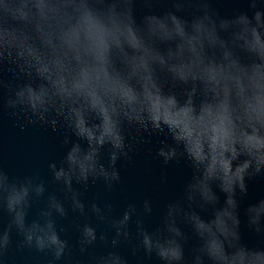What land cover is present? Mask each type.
I'll return each instance as SVG.
<instances>
[{
  "label": "clouds",
  "instance_id": "1",
  "mask_svg": "<svg viewBox=\"0 0 264 264\" xmlns=\"http://www.w3.org/2000/svg\"><path fill=\"white\" fill-rule=\"evenodd\" d=\"M139 2L150 7L155 0H0V109L21 128L61 131L67 147L59 164H48L55 191L39 172L10 176L0 167V217L7 216L0 264L13 247L44 254L47 264H67L73 248L58 222L69 211L111 231L109 239L90 223L78 226L87 264H127L115 249L133 241L134 255L154 254L162 264H264V250L241 242L237 199L247 193V179L264 176L259 0H249L251 17L232 19L219 17L209 0H168L169 11L137 22ZM126 129L170 138L157 155L165 163L185 158L192 167L182 197L153 231L141 219L152 212L147 201L115 217L110 203H86L74 188L100 181L112 190L119 183L117 161L132 151ZM214 187L224 194L222 207ZM208 210L205 220L200 213ZM246 216L249 230L264 239V199ZM182 226L197 241L189 260ZM98 240L111 250L93 255Z\"/></svg>",
  "mask_w": 264,
  "mask_h": 264
},
{
  "label": "water",
  "instance_id": "2",
  "mask_svg": "<svg viewBox=\"0 0 264 264\" xmlns=\"http://www.w3.org/2000/svg\"><path fill=\"white\" fill-rule=\"evenodd\" d=\"M210 8L221 18L232 19L239 14L252 16L253 11L249 7V0H209ZM171 5L168 0H155L150 6H145L142 2L135 5V16L137 22L145 15H163L170 10ZM257 10L264 11V0H259ZM21 121L9 114L6 108L0 109V167L10 176L23 177L39 172L41 177L48 182V190L55 191L56 186L52 183L48 173V164H59L67 151L63 145L64 133L52 131L50 128L39 125H26L21 128ZM126 143L132 146L127 158L117 161L116 168L119 172V183L115 184L112 190L105 188L102 182L89 183L86 189L79 185H74L77 191L83 195L81 199L86 203L95 201L98 204L110 203L113 209V216L122 215L129 204H133L137 209L142 210L145 201L152 208L150 215L141 217L144 227L148 231H153L160 226L164 211L170 203L182 197L185 186L192 179V167L185 158L169 161L165 163L157 155L163 144H172L170 138L155 134L137 133L134 129L125 130ZM75 140V137H72ZM107 150L103 154L106 162ZM247 193L238 195V214L240 219L241 242L245 246L254 250H264V239L251 232L247 226L246 209L261 199H264V176H255L246 180ZM219 201L217 207L224 204V194L214 187ZM59 195V193H58ZM38 208L33 207L28 219L35 217ZM205 220L211 219V210L200 213ZM78 214L69 211L66 220L59 221V225L65 228L61 233V238L66 239L73 248V257L67 264H87L88 254L80 255L77 241L79 239L78 226L87 222L97 229V232H104L111 238V231L107 225L97 224L94 217L77 218ZM7 224V216L0 217V225ZM183 231L188 236L185 244V258L191 257V249L197 245L191 230L182 226ZM130 231L135 234V223L130 225ZM18 238L14 235L13 241ZM133 244H121L115 249L126 261L127 264H162L160 259L154 254L146 256L143 251L132 252ZM111 249L103 245L99 240L89 251L96 256L104 255ZM50 257L44 254H37L27 249L16 250L13 247L9 253L6 264H47ZM58 264H65L64 261Z\"/></svg>",
  "mask_w": 264,
  "mask_h": 264
}]
</instances>
